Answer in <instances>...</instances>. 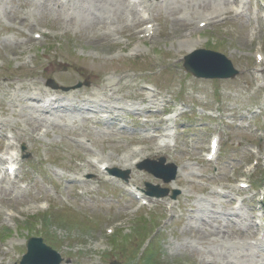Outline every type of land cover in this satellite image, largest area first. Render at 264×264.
Segmentation results:
<instances>
[{
  "label": "rangeland",
  "instance_id": "374dc122",
  "mask_svg": "<svg viewBox=\"0 0 264 264\" xmlns=\"http://www.w3.org/2000/svg\"><path fill=\"white\" fill-rule=\"evenodd\" d=\"M126 1L0 0V158L17 156L13 176L0 161V264H19L29 237L55 250L60 264H149L137 260L139 223L155 264H264V62L255 60L264 59V0H138L148 18L137 26ZM207 8L217 17L201 27ZM196 49L224 55L238 74L192 77L182 57ZM48 79L87 85L64 92ZM35 82L64 108L39 113L27 101ZM156 109L163 113L152 118ZM176 111L169 150L130 156L160 141L155 122ZM213 137L219 152L207 161ZM158 157L178 168L170 183L135 167ZM101 165L129 169L130 178L103 173L97 181ZM145 183L180 194L141 197L140 205L135 193ZM219 230L226 237L216 238Z\"/></svg>",
  "mask_w": 264,
  "mask_h": 264
},
{
  "label": "water",
  "instance_id": "95a60500",
  "mask_svg": "<svg viewBox=\"0 0 264 264\" xmlns=\"http://www.w3.org/2000/svg\"><path fill=\"white\" fill-rule=\"evenodd\" d=\"M193 55L194 56L205 55L207 57L204 60L209 61L210 63H213L215 60L217 65L219 66V68H210V69L207 68L202 70L200 66L195 65V61L188 63L186 62L185 63L186 70L191 72L196 77L229 78V77H234L237 74L236 71L233 70L231 64L218 54L205 52V51H197ZM52 87L57 88V86L53 84ZM140 168L147 170L157 178L163 179L164 182H169L171 179L174 178V174H175V167H173L172 165L165 167L164 159H160L158 163H154L153 166L144 165L141 166ZM112 173L124 179H126L127 176V173L122 174L115 171H112ZM148 193L150 195L161 197L167 194V191L158 189L156 187V188H151L148 191ZM176 194L177 192H174L173 197ZM27 249L28 252L23 257L21 264H59L61 262V258L59 257V255L51 251L49 248L45 247L40 239L29 240ZM39 256H42V258L40 259ZM112 264H117V263H112Z\"/></svg>",
  "mask_w": 264,
  "mask_h": 264
},
{
  "label": "bare ground",
  "instance_id": "6f19581e",
  "mask_svg": "<svg viewBox=\"0 0 264 264\" xmlns=\"http://www.w3.org/2000/svg\"><path fill=\"white\" fill-rule=\"evenodd\" d=\"M210 1H213L218 6L221 5L223 7L224 6H227L229 4V0H210ZM126 2L130 3V0H127ZM207 9L209 10V12L203 16V18H204L205 21L209 20L211 17H213V14H215V13L218 12V10H215V13H214L209 8H207ZM132 11L135 14V16L138 17L134 21V25L137 26V25H139L140 23L143 22V19L142 18H143V16H144V14H145L146 11L144 9H140V6L137 5V4H135V2L133 3ZM145 31L148 32V30H145ZM33 86H34L33 89H34L35 93H32V96L29 97L27 99V101L29 100L30 102H33V103L37 104L38 105V109H36V110L39 113L48 114L49 116H52V109L57 110V109H60L61 107L64 108V106H61L58 103V102H61L60 99L58 100L57 97L56 98L55 97L49 98L51 96V94H52L51 92L46 91L41 86H39L36 82H35V84ZM102 90H104V88H100L95 93H99ZM105 90H106V88H105ZM142 92H143V95H145V98L148 97V99H151V98H154L155 97L151 93L144 92L143 89H142ZM92 102L93 103H97V100H93ZM160 103H162V102L160 101ZM83 104L86 105V102L84 101ZM134 110L137 111V108H135ZM90 113H92V112H90ZM90 113H85V114H90ZM162 113H163L162 110L156 109L155 112L153 113V116L154 117H152V118H156V117L159 118L162 115ZM177 114L178 113H176L173 116H170L168 118H165V120L162 119L160 121H156L155 122L156 124H162V126L164 124L163 127L162 126L160 127L162 129V131L164 132V134L160 133V134H156V136H155L157 139H161L162 140V138H163L162 141L160 140L161 142L159 144H156L154 146L153 145L143 146V148L140 151H131L130 156L133 157L134 156V153L135 154L136 153L143 154V150L145 151V150H148V149H153L155 152H159V151L165 152V151L169 150L171 146L169 145V141L167 139L169 137H171V134H172L171 132H172V130L175 127L174 120H175ZM86 119H89V121L92 122V123L103 124V122L100 121V120H96L95 121V119L93 117H91L90 115L86 116ZM0 127L2 128L3 126L0 124ZM148 137H150V136H148ZM173 139H174V137H173ZM218 150H219V145H218V148H217L216 156L218 155ZM10 160L13 163V161H14V155H11ZM99 162H102V159ZM90 166H91V170L92 171H96L97 170L96 165L90 164ZM110 167H111V165L106 166V170L109 169ZM102 177L103 176L101 174H99L97 176V178H95V179L97 181L98 180H102ZM85 191L91 192V190H85ZM141 194H142V192H141ZM214 235L216 236V238H224V237H226V233L223 232V231H220V230L219 231H215L214 232ZM251 236H254L255 237L256 234L253 232L251 234Z\"/></svg>",
  "mask_w": 264,
  "mask_h": 264
}]
</instances>
